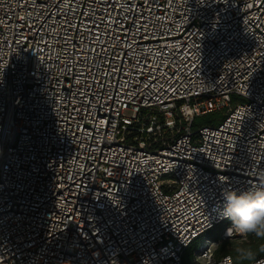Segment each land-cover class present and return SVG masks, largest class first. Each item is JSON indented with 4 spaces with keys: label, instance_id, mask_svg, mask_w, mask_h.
<instances>
[{
    "label": "built area",
    "instance_id": "obj_1",
    "mask_svg": "<svg viewBox=\"0 0 264 264\" xmlns=\"http://www.w3.org/2000/svg\"><path fill=\"white\" fill-rule=\"evenodd\" d=\"M256 186L264 0H0V264H183Z\"/></svg>",
    "mask_w": 264,
    "mask_h": 264
},
{
    "label": "clouds",
    "instance_id": "obj_2",
    "mask_svg": "<svg viewBox=\"0 0 264 264\" xmlns=\"http://www.w3.org/2000/svg\"><path fill=\"white\" fill-rule=\"evenodd\" d=\"M220 217L229 221L224 237L231 241V264H264V243L253 247L248 237L264 240V186L222 193ZM234 237H236L234 239Z\"/></svg>",
    "mask_w": 264,
    "mask_h": 264
},
{
    "label": "rangeland",
    "instance_id": "obj_3",
    "mask_svg": "<svg viewBox=\"0 0 264 264\" xmlns=\"http://www.w3.org/2000/svg\"><path fill=\"white\" fill-rule=\"evenodd\" d=\"M127 114H129V112H127ZM223 229V226H218L217 228L212 230L208 235H206L205 238H202L192 247H190L184 255L185 264H199V262H196L195 257L198 254H201L203 249L206 248H209L211 250L213 258H218L222 255H225L224 252L230 251L232 246L231 241L224 237ZM235 238L236 237H234V239ZM255 238L256 237L254 236H250L248 237V240L249 242H254Z\"/></svg>",
    "mask_w": 264,
    "mask_h": 264
},
{
    "label": "trees",
    "instance_id": "obj_4",
    "mask_svg": "<svg viewBox=\"0 0 264 264\" xmlns=\"http://www.w3.org/2000/svg\"><path fill=\"white\" fill-rule=\"evenodd\" d=\"M224 117V113L223 112H213V113H207V114H203V115H198L194 118L193 120V127H198V126H201V125H211V124H214L215 122L219 121V119L223 118ZM229 225V221L227 220V222L225 224H221V225H217L215 226L213 229L209 230L207 235L212 231L214 230L215 228H217L218 226H223L224 229L226 228V226ZM223 229V231H224ZM202 238H197L195 239L184 251V254L187 250H189L190 247H192L195 243H197L199 240H201ZM251 245L255 248L257 247L258 245L264 243V240H260V239H257L255 238L254 242H250ZM224 250V249H223ZM225 255H222L220 257H224L227 255H231V250L228 251V252H224ZM264 255H262L261 257H263ZM218 257V258H220ZM259 257V258H261ZM183 264H185V259H184V255H183ZM245 264H247V262H245Z\"/></svg>",
    "mask_w": 264,
    "mask_h": 264
}]
</instances>
